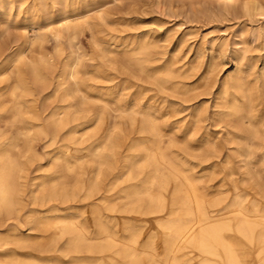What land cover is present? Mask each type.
<instances>
[{"label":"bare ground","instance_id":"6f19581e","mask_svg":"<svg viewBox=\"0 0 264 264\" xmlns=\"http://www.w3.org/2000/svg\"><path fill=\"white\" fill-rule=\"evenodd\" d=\"M108 1L0 0V19L8 25L17 24L22 9L27 10L21 40L13 44L15 50L5 54L0 48V222L6 219L19 223L23 180L27 177L33 185L38 180L36 190L29 192L32 206L66 204L64 210L53 205L42 215L30 209L24 233L15 225L0 230V244H13L19 249L32 246L35 252L43 253L63 241L59 258L16 256L14 261L18 264H264V59L258 54L264 50L263 6L243 4L242 13L248 23L233 30L238 40L237 36L230 42L216 37L209 43L210 67L225 52L232 62V70L221 81L218 108L213 115V122L224 125L226 130L224 142L229 146L225 148L214 141L204 126L206 112L201 106L169 123L165 120L169 110L170 117L180 114L172 104L165 107L163 99L159 108L150 101L141 103L144 92H153L154 88L157 94L151 98L168 92L183 102L197 90L212 88L214 82L207 74L188 82L197 73L195 61L186 62L185 53L181 52L189 33L168 27L162 41L147 31L125 43L117 41L118 36H111L110 43L103 44L94 31L98 21H106L104 9ZM227 17L222 14L220 19H214L220 24L230 21ZM85 29L92 35L90 52L83 49L79 40ZM48 32L56 41L64 36L71 48L70 56L64 58L59 68L56 62L62 58V52L58 45L50 56L42 52L33 60L25 56L28 50H42ZM171 38L175 39L176 50L169 52L166 48L164 52L160 44ZM116 53L121 54L119 60ZM260 58L263 63L259 68ZM92 61L95 65L87 71L85 62ZM14 75L11 86L1 85L3 79ZM111 77H122L123 85L135 79L145 86H137L139 90L130 102L120 97L108 100L98 90L96 96L90 95L95 89L90 82ZM39 93H45L44 102L51 104L44 119L35 110V95ZM7 94L14 101L9 107L1 102ZM85 101L99 105L102 111L93 113L86 109ZM30 108L35 112H30ZM110 109L120 114L125 124L138 128V138L128 145L120 167L116 166V146L111 145L109 137L105 144L92 142L86 151L96 167L85 168L79 165L78 158L68 155L79 143L75 136L97 128L106 121V111ZM23 113L30 115L32 121L24 119ZM15 124L20 127L16 134L4 130ZM32 131L42 135L48 147L61 139L65 149L57 156L49 155L50 170L40 179L29 173L32 162L40 159L30 144ZM22 141H26V149L21 152ZM15 153H20L26 164ZM232 157L236 158V165ZM92 171L96 175L94 180L83 182L80 175ZM115 171L123 173L122 179ZM215 175L223 177L214 183ZM69 176H74L71 188L66 183ZM78 198L94 200L93 231L81 218L84 206L81 214L71 206ZM120 215H154L158 220L149 237L140 242L149 225L132 226L126 219L123 231L127 235L122 237L117 231L122 221ZM157 231L162 236L161 251L155 250ZM68 254L77 257L60 260Z\"/></svg>","mask_w":264,"mask_h":264},{"label":"rangeland","instance_id":"374dc122","mask_svg":"<svg viewBox=\"0 0 264 264\" xmlns=\"http://www.w3.org/2000/svg\"><path fill=\"white\" fill-rule=\"evenodd\" d=\"M249 3V6L251 5H257V6H263L264 8V0H117L112 1L109 0L108 4L105 7L106 15V23L98 21V26L96 27L94 33L97 37L98 41L103 44L110 43L111 36H118L117 41L120 43H125L126 40H130L135 38H139L143 33L149 32V34L156 38L159 41H162L164 39V30L166 28H175L178 31H185L189 33V40L182 48L181 52L183 54L185 53V61L191 62L195 61V67L197 70L196 76L189 80L188 82L191 83L195 81L199 76L202 75H208L214 82L212 85V88L203 89V90H197L193 92L190 96H188L187 101L183 102L181 98H178L177 96H173L170 93H164V94H158L156 97L151 98L152 95L157 94V89L152 87L153 92H144L141 103L146 104H154L156 107H161L162 105V99L166 102L165 107L169 104H172L173 107H175L178 111L180 110V114L176 117H170L172 116V113H170V110L165 115V120L169 123L180 120L182 117H186L189 115L195 106L199 105L203 109H205V121L204 126L210 131L211 137L214 139V141L220 143L221 145L224 144L225 148H228V144L224 142V139L226 136H224L226 130H224V125H217L213 122V115L217 111V104H218V94L220 92V84L221 81L226 77V75L232 70V62L231 57L229 53L225 52L224 55L221 57L217 56L215 65L210 67V51L209 50V43L216 37H222L223 39L228 40L229 42L232 41L235 36H237V40L239 39L238 34L234 33V29L238 26H241L242 24L248 23V19L244 17L242 13V6L243 4ZM257 3V4H256ZM26 9L23 8L20 16L18 17L17 24L8 25L6 24V20L0 19V48L5 51L6 53H9L11 51L15 50V47H13L15 40L19 41L21 40L20 35L23 34V28L24 27V19ZM226 11V12H225ZM25 12V13H24ZM222 14H227V19L230 21H227L226 23H220L215 22L214 16H217L220 19V16ZM261 20V18H259ZM41 20H43L41 18ZM178 26V27H176ZM217 26V28H216ZM30 31V32H29ZM28 31V36H30L32 33V30ZM161 35V37H160ZM164 35V36H163ZM61 37L56 41L55 37H53V34L48 32L46 34V42L42 45V50H40L38 47L33 50H28L25 52V56L27 59L33 60L38 58V54L42 52L44 55L50 56L53 52V49L56 45H58L59 49L61 50L62 58L58 59L56 62L57 68L61 65L64 58L66 56H70V46L68 42L66 41L65 37L60 35ZM82 36V37H81ZM79 37V40L83 49L86 52H90V48H92V35L90 31L85 29L83 33ZM175 38V37H174ZM171 38L170 40H167L165 42H161L160 47L161 50L164 52H174L176 50V42L175 39ZM236 40V39H235ZM164 44V45H163ZM89 46V47H88ZM89 48V49H88ZM167 48V51L165 50ZM11 50V51H10ZM40 50V51H38ZM92 50V49H91ZM44 51V52H43ZM97 50L94 49L93 54L96 53ZM199 52L201 53L199 55ZM31 53V54H30ZM198 54V55H197ZM264 59V50L261 52H258ZM37 56V57H36ZM115 57L119 60L121 58L120 53H116ZM198 57V58H197ZM262 58H260L258 66L261 67L263 61ZM85 67L87 71H91L95 65V62H85ZM60 64V65H59ZM88 67V68H87ZM209 67V68H208ZM14 76H10V78L7 80L6 78L3 79L1 82L2 86H11L14 82ZM56 74L53 75V83L55 81ZM87 79L86 77H84ZM106 80V81H105ZM122 77L117 78H99L97 80H94L90 84L92 86L95 85V91L90 93V95L96 96L98 91H101L106 94V99L110 100L109 98L112 97H120L124 101L130 102L133 100L135 94L139 90V87H144L145 84L141 81H137L135 79H130L131 84H122ZM88 82V81H87ZM94 83V85H93ZM133 84V85H132ZM131 85V86H130ZM144 85V86H143ZM99 86V87H98ZM139 86V87H137ZM97 88V89H96ZM99 88V89H98ZM156 89V90H155ZM39 91V90H38ZM96 93V94H95ZM218 93V94H217ZM44 94L45 93H39L36 94V98H38V103L35 106V110L40 112V117L44 119V116L48 112V109L50 108L51 104L44 102ZM119 94V95H118ZM151 98V99H150ZM150 99V100H149ZM43 100V101H42ZM2 104L6 107H9L14 102L13 99L7 94L2 98ZM155 102V103H154ZM86 109H89L90 111L99 112L102 111L101 107L97 104H90L89 102L85 101ZM32 106L30 104H27V107ZM170 106V105H169ZM179 107V108H178ZM189 107V108H188ZM35 110L32 108L29 109L30 112H35ZM44 110V112L42 111ZM25 111V110H23ZM28 111V110H27ZM26 111V112H27ZM169 114H171L169 116ZM24 119L28 121H32L30 118V115H26V113H23ZM181 115V117H180ZM26 116V117H25ZM179 117V118H178ZM28 118V119H27ZM169 118V119H168ZM172 118V119H171ZM173 120V121H172ZM120 124V127L119 124ZM115 123V124H114ZM115 125V126H113ZM118 127V129H117ZM125 128V129H124ZM131 128V129H130ZM223 129V130H222ZM4 130L9 134H16L18 130H20L19 124H15L12 128L9 126H6ZM94 130H96L94 132ZM94 130L89 131L88 133L78 132L75 136L76 139L79 140V143L76 144V146L72 147V150L68 155L70 157H76L79 159V165L87 167H93L95 170L96 165L92 164L91 157L88 155V148L89 145H91L92 142L97 143H106L107 137H109V142H111V145H115V153L117 155V167H120L123 165L122 158L125 154V151L127 150L128 145L132 142L137 140L138 138V128H134L131 125L125 124V122L122 120L120 114L113 110L106 111V121L101 123L97 128L94 127ZM125 130V131H124ZM94 132V134H93ZM110 132V134H109ZM94 135V136H93ZM93 136L92 141L88 139ZM180 137L179 135L177 136ZM223 138V139H222ZM30 144L32 147H34L38 153L40 154V159H35L32 162V166L29 168V173L31 176H34L35 178L40 179L42 175H45V172L50 170L49 166V158L50 156H57L59 153L65 152L63 145V141L61 139L58 140V142H55L53 144V147H48V144L46 143V140L44 137L40 134H37L36 131H32L29 135ZM180 139V138H179ZM123 141V145L121 146V142ZM25 142H21V152L26 149ZM119 144V145H118ZM87 150V151H86ZM226 150L224 149L223 152ZM107 151H105V155ZM15 157L20 161L24 162L26 164V159L20 158V153H15ZM50 155V156H49ZM222 156V153H221ZM233 163L236 165L237 160L236 158H233ZM221 162H223L221 160ZM39 167H44L40 172H34ZM79 169V168H78ZM237 173H239L238 169ZM115 174L119 177L123 176L122 172L115 171ZM94 175V176H93ZM104 175V171H103ZM95 173L88 172L87 174L80 175L81 180L86 183H91V181L95 178ZM222 176L215 175L214 176V183H217ZM72 179H74V176H69L66 179V183L68 184V188H71L74 183H72ZM122 179V177H121ZM71 180V181H70ZM38 181V180H37ZM36 181V182H37ZM35 185H37V183ZM103 185L107 184V181H103ZM106 182V183H105ZM23 186H24V193H23V206L21 208V212L19 214V223L12 221V220H4V222L1 224L0 222V230L4 231L5 229H10L14 225L24 233V230L27 228V221L26 216L27 212L30 209H36V212L41 214L50 208L53 205H57L59 207V210H64L66 207V204H63L61 202H52V204H46L44 206H32L31 202L29 200V192L31 190H36V186L29 183V177L25 178L23 180ZM72 184V185H71ZM87 202V203H86ZM94 202V200H88L84 201L82 199H75L73 202H71V206L76 207L77 214L82 210V207L84 206L85 213L81 217L86 220V223L91 227V231H93L92 227V216H91V204ZM89 203V204H88ZM101 213L106 214V211L104 210V206H101ZM155 217V218H154ZM120 218L122 219L121 223L117 227V231L119 232V235L122 237H125L127 234L123 231L124 229V221L127 219L130 221V225L132 226H140L144 224H148L149 228L144 230L140 237V242H143L148 235L152 232L151 227L156 224L158 217L152 215V217H137V216H124L120 215ZM0 221H3V218H0ZM122 224V226H121ZM4 225V226H3ZM158 239L155 242V250L161 251L162 249V236H160L159 231H157ZM2 244H0V247ZM63 241L57 242L55 247L50 250H46L43 253L35 252L32 246H28L24 249L16 248L13 244H10L6 247L0 248V264H18L16 261H14V258L16 256L23 257L24 256H33L40 259L45 258H51V259H57L58 256L61 253V249H63ZM33 249V250H32ZM52 250V251H51ZM57 250H60L57 252ZM88 258H94L95 256L92 255H85ZM74 254H68L67 258H64L61 256L60 260L67 261L71 258H76Z\"/></svg>","mask_w":264,"mask_h":264}]
</instances>
